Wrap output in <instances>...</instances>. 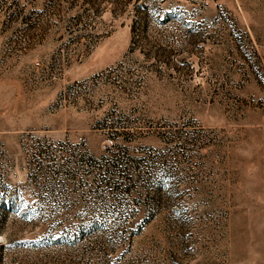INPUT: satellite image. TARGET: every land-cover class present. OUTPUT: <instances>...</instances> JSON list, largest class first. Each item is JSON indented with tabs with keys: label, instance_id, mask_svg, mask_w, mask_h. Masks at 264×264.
<instances>
[{
	"label": "rangeland",
	"instance_id": "374dc122",
	"mask_svg": "<svg viewBox=\"0 0 264 264\" xmlns=\"http://www.w3.org/2000/svg\"><path fill=\"white\" fill-rule=\"evenodd\" d=\"M0 264H264V0H0Z\"/></svg>",
	"mask_w": 264,
	"mask_h": 264
}]
</instances>
